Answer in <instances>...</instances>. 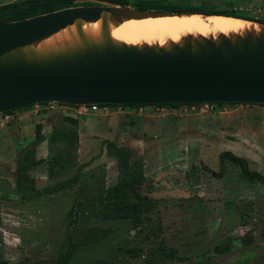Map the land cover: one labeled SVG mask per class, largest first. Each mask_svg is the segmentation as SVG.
I'll list each match as a JSON object with an SVG mask.
<instances>
[{
	"label": "rangeland",
	"instance_id": "374dc122",
	"mask_svg": "<svg viewBox=\"0 0 264 264\" xmlns=\"http://www.w3.org/2000/svg\"><path fill=\"white\" fill-rule=\"evenodd\" d=\"M152 2L264 18V0ZM92 4L98 3L73 6ZM38 124L42 140L34 145ZM114 146L127 149L130 165L141 163L144 191L156 200L138 228L98 214L99 198L124 175ZM223 151L264 175V105H107L80 112L50 102L2 113L0 261L54 264L83 237L67 264H264V188L243 180L240 168L225 160V174L216 176ZM40 158L45 161L31 165ZM18 162L26 169L19 171ZM48 163L56 166L51 174ZM91 226L107 231L95 240ZM161 239L172 256L156 249ZM126 247L142 254L131 257Z\"/></svg>",
	"mask_w": 264,
	"mask_h": 264
},
{
	"label": "water",
	"instance_id": "95a60500",
	"mask_svg": "<svg viewBox=\"0 0 264 264\" xmlns=\"http://www.w3.org/2000/svg\"><path fill=\"white\" fill-rule=\"evenodd\" d=\"M61 8L0 23V114L38 103L123 105L161 103L264 104V25L259 32L217 39L186 37L167 46L115 41L109 23L205 14L139 10L128 4ZM245 19V18H240ZM248 20V19H245ZM100 22L94 39L84 22ZM73 25L69 44L38 47ZM155 197H159L158 195Z\"/></svg>",
	"mask_w": 264,
	"mask_h": 264
},
{
	"label": "trees",
	"instance_id": "16d2710c",
	"mask_svg": "<svg viewBox=\"0 0 264 264\" xmlns=\"http://www.w3.org/2000/svg\"><path fill=\"white\" fill-rule=\"evenodd\" d=\"M77 0H17L14 2L6 3V4H0V23L4 22H10V21H16L25 19L28 17H32L38 14H44L47 12L55 11L61 8L70 7L73 6L74 2ZM103 1H109L113 3H119V4H128L130 0H103ZM188 12H199V13H205V14H223L228 16H236L240 18H245L252 21L257 22H264V18L260 19H252L251 17H247L245 15H242L238 13L237 11L230 10V11H221V10H215V9H202V8H196V7H190L183 10H180L179 13H188ZM222 16V15H221ZM236 102H217L215 104H235ZM247 102H243V104H246ZM183 104L188 105H195L199 103H161V104H150L155 105L158 107L169 105L171 107H178ZM147 104H123L119 106H130V107H140V106H146ZM264 105V104H259ZM30 106V105H29ZM29 106L21 107L18 109H25ZM100 106H107V105H100ZM16 110V109H15ZM12 111H7L4 113H11ZM73 136L75 137V133H73ZM35 137L36 140L33 141L34 145H37L42 140L41 135V126L38 124L35 128ZM116 151V154L118 156V162L121 166V168L124 169L121 180L114 186L110 187L105 195L103 197L99 198V207H98V214L106 219H129L132 222L133 228H138L142 225L143 222V215L149 211V205L151 203H154V200H147L141 198L139 193L136 192L133 196L129 195V189L131 187H135L136 184H140L143 182V170L141 163L138 161H134L133 164H129L128 162V152L127 149L124 146L121 147H113ZM220 160V174H224L226 172V167L224 163H222L223 160H226L235 166L240 167V176L244 180H255L257 182H260L262 186L264 187V176H261L254 172H249L246 169V164L242 161L241 158L233 156L227 152H222L219 156ZM45 160L40 158L38 160L32 159L30 161L31 165H38ZM64 163L61 162L57 167H63ZM56 166H54L53 163H48V169L49 174L53 172ZM131 167L136 168V172H129V169ZM26 167L23 166L21 163L18 162V170L22 171L25 170ZM89 235L93 239H99L102 238L103 235L106 233L107 229L98 227V226H91L88 227ZM154 233L160 234V227L158 224H156V227L154 228ZM262 234L264 235V227L262 229ZM76 244H79L82 246L84 244V238L79 237L75 243H71L70 248L68 251L62 253L59 258L55 261L54 264H67L72 251L76 248ZM156 249L158 251H165L167 255H173L174 249L169 248L166 250L165 243L163 240H160V243L157 245ZM129 256L131 257H138L142 254V250L137 247H126L123 249ZM0 264H6L5 261H0ZM10 264H31L27 261H19L17 263H10Z\"/></svg>",
	"mask_w": 264,
	"mask_h": 264
},
{
	"label": "bare ground",
	"instance_id": "6f19581e",
	"mask_svg": "<svg viewBox=\"0 0 264 264\" xmlns=\"http://www.w3.org/2000/svg\"><path fill=\"white\" fill-rule=\"evenodd\" d=\"M262 25L245 19L221 15L183 14L175 16L148 17L125 20L122 23H109V33L113 40L129 45L167 46L181 43L186 37H207L217 39L220 35L228 37L244 35L248 31L259 32ZM82 31L91 38L100 35V22H84ZM76 38L73 25L61 29L41 41L38 47H55L71 43Z\"/></svg>",
	"mask_w": 264,
	"mask_h": 264
},
{
	"label": "flooded vegetation",
	"instance_id": "af4514ba",
	"mask_svg": "<svg viewBox=\"0 0 264 264\" xmlns=\"http://www.w3.org/2000/svg\"><path fill=\"white\" fill-rule=\"evenodd\" d=\"M153 0H130L128 5L134 9H139V10H155V11H165V12H179L180 10H183V9H186V8H190V6H183L181 4H177V3H169V2H166V3H154L152 2ZM155 1V0H154ZM161 1V0H160ZM65 105V104H63ZM221 105H225V104H221ZM71 106H74V105H71ZM223 152H227L233 156H236V157H239L242 159V161L244 162V159L240 156H237V155H234L232 153H230L229 151H223ZM222 153V152H221ZM220 153V154H221ZM219 154V156H220ZM220 159V158H219ZM218 159V163H219V172L216 173V176H222L225 174H220V160ZM224 161V160H223ZM222 161V163H223ZM226 161V160H225ZM230 163V162H229ZM245 163V162H244ZM246 164V163H245ZM225 165V163H224ZM234 165V164H233ZM226 167V165H225ZM238 167V166H237ZM240 168V167H239ZM246 169H247V165H246ZM247 171L249 172H254V173H257L255 171H251V170H248ZM239 174H240V171H239ZM259 174V173H257ZM261 175V174H259ZM261 176H264V175H261ZM241 177V176H240ZM243 179V178H242ZM244 180V179H243ZM245 181H255V180H245ZM257 182V181H255ZM259 183L261 186L262 184L260 182H257ZM147 185H145V182L143 181L142 183L140 184H136L135 187H132V188H135L136 190L139 189V190H143L141 193H139V195L141 196V198L143 199H147L148 200V196L146 195V192L144 191L146 189ZM263 187V186H262ZM264 188V187H263ZM150 199V198H149ZM154 201H156L154 199Z\"/></svg>",
	"mask_w": 264,
	"mask_h": 264
},
{
	"label": "built area",
	"instance_id": "2783aa9c",
	"mask_svg": "<svg viewBox=\"0 0 264 264\" xmlns=\"http://www.w3.org/2000/svg\"><path fill=\"white\" fill-rule=\"evenodd\" d=\"M50 103V102H48ZM39 104V103H38ZM201 105L205 106V107H213L215 105V103H200ZM80 112H94L96 110H98L100 107H104V106H100L98 104H91V105H78L76 106Z\"/></svg>",
	"mask_w": 264,
	"mask_h": 264
}]
</instances>
